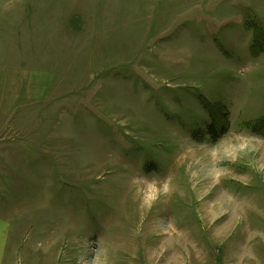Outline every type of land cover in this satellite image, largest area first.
Masks as SVG:
<instances>
[{
	"label": "rangeland",
	"instance_id": "rangeland-1",
	"mask_svg": "<svg viewBox=\"0 0 264 264\" xmlns=\"http://www.w3.org/2000/svg\"><path fill=\"white\" fill-rule=\"evenodd\" d=\"M263 120L264 0H0V264H264Z\"/></svg>",
	"mask_w": 264,
	"mask_h": 264
},
{
	"label": "trees",
	"instance_id": "trees-1",
	"mask_svg": "<svg viewBox=\"0 0 264 264\" xmlns=\"http://www.w3.org/2000/svg\"><path fill=\"white\" fill-rule=\"evenodd\" d=\"M218 127L217 125H215L210 128V135L214 141L219 140L223 135H225L228 132L227 126H223L222 124L221 126ZM253 131L255 133H264V120L257 124H254Z\"/></svg>",
	"mask_w": 264,
	"mask_h": 264
},
{
	"label": "clouds",
	"instance_id": "clouds-1",
	"mask_svg": "<svg viewBox=\"0 0 264 264\" xmlns=\"http://www.w3.org/2000/svg\"><path fill=\"white\" fill-rule=\"evenodd\" d=\"M82 248L84 249V251H83V254L79 257L78 264H98L96 254L94 258L92 259L89 258V254L92 251V249H91L90 242L88 239H85L82 242ZM98 250L96 252H98ZM105 264H107V257H105Z\"/></svg>",
	"mask_w": 264,
	"mask_h": 264
}]
</instances>
